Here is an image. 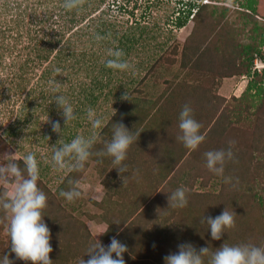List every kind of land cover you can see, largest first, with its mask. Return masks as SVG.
<instances>
[{
  "label": "rangeland",
  "instance_id": "1",
  "mask_svg": "<svg viewBox=\"0 0 264 264\" xmlns=\"http://www.w3.org/2000/svg\"><path fill=\"white\" fill-rule=\"evenodd\" d=\"M87 1L80 0V4ZM179 1L103 0L99 3L95 2V7L92 5L84 10L75 9V13L70 11V16H67L63 8L64 3L60 0H41L43 2L41 6H39V0H0V83L6 86L3 92L0 90V136L2 137L0 165L1 163L6 164L8 159H23L27 153H35L39 162L40 178L55 192L63 210L67 213L72 212V219L75 221L84 220L89 228L90 226L93 228L92 233H97L96 236H98L103 232L100 229L103 228L106 231L108 228L107 216H110L111 221L115 223L117 220L115 213L119 214V211L127 207L131 208L134 206L133 202L132 205L123 206L120 198L115 199L118 194H121L120 191L112 196L106 194L105 187L101 186L103 183L101 179L104 178L107 183L108 175L103 176L102 174L101 176L99 172L102 168L93 161H90L91 165L77 182L84 193L82 197L74 201L66 200L60 196V192L70 190L71 186L67 183L66 177L69 179L71 173L67 168L57 170L53 167L51 160L53 150L62 144L68 133L76 132L81 136H86L92 129L87 118V111L90 108L88 93L96 85V87L101 86L105 89L99 100L101 105L94 110L100 115L99 118L105 114H111V117L125 100L123 97L126 92L129 94V99L135 96L144 102V115L136 112L134 116L140 118L139 121L135 122L133 118L125 120L133 135L140 136L144 133L145 140H147L146 137H152V141L147 140V147L144 148V159L138 158V166H144L148 162H145L148 157L146 152L152 150L154 146L153 139H156V135H153V131L158 127L159 122L163 129H167L168 132L170 130L174 134L179 124V113L175 112L179 106L175 102H169L168 106L166 104L154 105L153 102L163 91L164 86L169 85L175 89L176 80L186 82V78L190 76L187 81L191 83L192 80L194 86L202 82V87H205V110L199 113L201 120L199 121L198 114H194L195 118L204 125L201 127V133L205 136V141L198 147V150L188 154V157L193 155L198 157L197 153L200 155L201 159L195 160L197 166L182 167L173 177L172 183H168V187L171 190L185 187L190 197H193V194L194 196L201 194V199L206 205L205 217H213L219 202L223 204L225 201V205H233V210L230 212L236 220L233 228L226 229L229 233L223 234L220 240H213L210 233H205V244L212 248L211 251H216L221 247L224 239H226L225 242H229L227 243L229 245L244 243L260 245L262 242L259 241L261 238L258 237V233L253 234L254 238H251L246 235L245 230L248 232V229H251L252 231L253 226H246L248 222L246 217L258 208L256 190L264 187V119L257 118L255 122L247 119H244V122L237 120L240 119L239 110L244 105H249L252 109L258 108L257 98L245 91L249 81L248 74L223 76L231 60L230 57H226L224 58L225 63L220 64L216 59L213 61L216 65H221L219 77L213 76L211 72L202 76L203 72H201V76L194 80L193 78L199 74L196 61L186 67H182L181 62L175 63L174 61L171 63L173 68L169 70L166 67L156 68L151 64L152 58L150 57L151 54L156 53V50L151 49L154 48L151 44L153 42L150 35L152 31L157 33L156 42L163 43L164 47L161 50L167 47L169 49L179 47L182 50L188 38L194 34L202 41L201 50L211 58L215 54L211 52L213 50L210 47L214 44L218 33L225 36L224 38L235 35L234 39L239 44L258 40V37H253L258 36V33L252 31L251 22L244 21L246 16L239 13V5L230 1L219 2L218 0H203V2L226 5L229 8L228 13L214 12L213 14V10L206 7L197 20H190L186 26L177 27L173 21L177 16L174 11L182 5ZM33 6L38 7L40 12L50 8L55 13L46 29H42L41 15L38 14L39 18L33 16ZM73 14L74 17L85 15V18L74 26L68 21ZM257 19L259 22L256 24H264L262 16ZM97 36L100 39H97ZM168 36L172 38L167 40ZM58 38L61 40L57 42L55 51L49 58L41 59L37 55L39 51H45L50 46L49 40L56 42ZM129 40H137L134 49L124 55V59L133 65V70L120 72L108 69L105 72L107 69L105 61L109 58L108 50L120 49L124 52L122 42ZM206 48L210 51L206 52ZM57 50L58 53H56ZM26 60H29L28 65L30 66L27 78H30L21 79L23 70L20 67L27 62ZM254 64L253 70L264 67V61L262 62L259 58L255 59ZM210 65V60L205 62V72ZM57 72L60 74V79L56 81ZM178 72L179 75L175 77ZM97 78H100L102 84L95 83ZM173 78L176 79L173 81ZM53 86H58L62 94L68 93L66 97L72 103L76 113L77 118L69 122L67 126L54 102L56 93L51 90ZM110 87L116 92L113 98L108 95ZM164 97V102L168 101L166 98L169 96L164 95ZM151 104L153 105L150 107ZM191 106L193 110H197V107ZM153 108H155L154 114L151 111ZM108 118L102 120V126L107 124ZM123 118L120 116L117 120L122 121ZM55 121H59L63 128L62 135L53 131L52 123ZM66 128L71 130L67 133ZM99 131L100 129H97L96 134ZM104 133L106 135V132ZM141 138L143 140V136ZM230 141L235 142L232 145L234 158L225 164L223 176H217L206 168L204 153L210 150L226 149ZM94 146L99 149L96 144ZM178 147L181 145L174 141L169 148V156L170 152ZM162 153H166L165 148L159 152V154ZM95 156L97 157L96 154ZM97 158L105 159V156L98 155ZM174 160L176 161V158ZM99 162L101 161H97L98 164ZM166 166L164 162L162 173L167 172ZM192 172L196 175L192 176ZM225 177H230L231 183H225ZM177 185L179 186L176 188ZM38 186L40 187L39 181ZM125 186L122 184L118 186V189L122 190ZM3 190L4 182L0 181V192ZM132 195L133 193L130 192V196ZM102 196H104L103 199ZM166 203H163L161 208H156L155 219L160 222L157 234L158 239L164 243H161L162 245H173L179 237L180 230L189 226L183 228L181 225L185 217L183 211L179 210L182 208H168L169 204L166 205ZM241 213L243 220L237 223ZM94 221L99 224L105 223L103 227H99ZM91 222L94 223L91 224ZM8 223L9 221L0 229V242L9 240ZM112 225L115 226V224ZM242 230L245 232H241ZM108 233L113 236L115 232ZM126 234L123 240L131 242L129 232L127 231ZM168 235L173 236L165 240ZM203 240L204 238L200 244ZM133 246L141 247L138 243ZM2 250L3 247L0 253L3 252ZM128 256L133 257L129 258L130 264H153L155 261L143 252L134 254L133 251H129ZM74 260L75 258L70 264H78L77 260L76 262ZM13 261L16 260L13 259Z\"/></svg>",
  "mask_w": 264,
  "mask_h": 264
},
{
  "label": "trees",
  "instance_id": "2",
  "mask_svg": "<svg viewBox=\"0 0 264 264\" xmlns=\"http://www.w3.org/2000/svg\"><path fill=\"white\" fill-rule=\"evenodd\" d=\"M62 3H64V0H60ZM103 1V0H99ZM219 2H232L235 5H239L241 9H239V13L243 16H246L245 22H251L253 24L252 31H256L255 33H258V36H253L254 38L258 37V40H253L251 42L242 43L239 44L235 41V35L230 36V38H224L223 35L217 34L214 44L210 48H212L215 55H213L211 58L210 56H206L203 50H201L202 47V41L197 39L194 34H192L188 41L183 45V49L181 50L179 47H173L169 49L167 47L165 50H161L162 47H164L159 41L156 42L157 39V33L154 31H150L151 40L153 39V42L151 43L154 48H151L152 50H156V53L151 54L150 57L152 58L151 64L155 65L156 68H167L171 70L173 66H171L172 62L175 61V63H180L182 67L188 66V64H192L193 61H196L198 73L193 79L196 80L198 76H201V72H203L202 76L205 75V73H212L213 76L219 77L220 72V66L216 65L213 61H218L221 63H225L224 58L230 57V63L227 68L226 74L223 76H230V75H243L248 74L249 81L248 85L246 86L245 91L251 94L254 98H257V107L258 108H250L249 105H244L241 110H239V117L240 119H237L238 122L242 120L244 122V119H247L248 121L255 122L257 118L264 119V67L259 69L255 68L252 69L254 64V61L256 58H259L264 61V24L258 25L256 24L258 21L257 17L262 16L264 18V0H218ZM92 2V3H91ZM95 2L99 3L97 0H91L87 1L84 4H80L81 6L77 9H87L88 7H95ZM39 6L42 5L43 2L39 0ZM91 3V4H90ZM180 5L179 8L174 11L177 13V16H175L174 25L177 27H184L188 24V22L191 20L195 21L197 20L198 16L205 11L206 7H210L211 10H213L216 13H222L226 14L229 11L228 6L226 5H218V4H212V3H204L203 0H187L184 2V0L179 1ZM64 8V7H63ZM38 7L32 8V11L34 13L33 16L38 17V14L40 16V23L42 24V29H46L47 26H49V21L51 17L53 18L55 13L52 12L50 8H46L45 11H38ZM198 9V10H197ZM220 9V11H219ZM65 15L70 16V11L65 9ZM197 10V12H195ZM73 13H75V9L71 10ZM40 12V13H39ZM70 17L68 19L69 23L71 25L78 24L83 18H85V15L74 17ZM245 18V17H243ZM35 19V18H34ZM34 21V20H33ZM255 23V24H254ZM20 24V23H19ZM18 24V25H19ZM205 27V25L203 24ZM145 31V30H144ZM194 33V32H192ZM149 34V33H148ZM150 38V37H149ZM172 37L168 36V39H171ZM61 40L60 38L57 39V41L49 40L50 46L45 50L39 51L37 54L41 59L42 58H49L50 55L55 51V47L58 45V41ZM52 43L54 45L52 46ZM137 44V40H129L128 42H122V48L124 50V54L127 55L130 53L132 49H134L135 45ZM196 46V47H195ZM206 48V52H209ZM59 51L57 50L56 53ZM172 56V57H171ZM221 57L222 59L220 60ZM209 58V59H208ZM124 59V57H123ZM155 59V60H154ZM154 60V61H153ZM211 62V65L205 72V62L209 61ZM25 64H23L20 68L23 70L21 79H29L27 78L30 66L28 65L29 60H26ZM198 61V62H197ZM227 61V60H226ZM152 67V66H151ZM107 68L105 69V72L108 71ZM179 72L175 75L178 76ZM190 77V76H189ZM182 82V80L177 81L175 83V89L172 86H164L163 91L156 97V100L153 102L154 105L157 104H166L169 105V102H175L179 107L175 110V112L178 111V113L181 111L182 107L185 104L188 105H194L197 107V110H193L194 114H198L199 121L201 120V116L199 113H202L203 110H205V87H202V82H198L194 86V82L191 83L189 81ZM176 78H173V81ZM58 80V79H57ZM56 80V81H57ZM66 80H70V78H66ZM28 81V80H27ZM31 81V80H29ZM96 84H102V81L100 78H97L95 81ZM188 83H190L188 85ZM101 87V86H99ZM65 96L68 93H63ZM164 95H168L169 98H166L168 101L164 102L165 97ZM193 96V97H192ZM91 99V96L90 98ZM204 104V107H203ZM192 107V106H191ZM203 107V108H201ZM155 109V108H153ZM193 109V108H192ZM124 111V102L121 104L119 110L113 114V119L116 118V116H119ZM175 114V113H173ZM111 114H105L101 119L105 120L108 117H110ZM99 117L100 115L97 114ZM109 119V118H108ZM111 119V118H110ZM109 119V120H110ZM108 120V121H109ZM204 120V119H203ZM116 121L110 122L111 125L115 124ZM205 123V122H204ZM201 124V122H200ZM203 125V124H201ZM204 126V125H203ZM68 128V127H67ZM65 129L67 130V133L71 129ZM108 128V122L106 125L102 126L100 128L101 132H105ZM233 129V127H231ZM99 131V132H100ZM92 132V133H91ZM96 134V130L91 129L90 132L85 137H92ZM78 134L76 132L68 133L67 137L62 141L63 143L70 142L73 138H75ZM90 135V136H89ZM0 136V140H1ZM62 144H59L62 145ZM102 146V145H101ZM94 147V146H93ZM100 147V146H99ZM8 149V148H7ZM4 152V155L6 154V151ZM94 150V148H92ZM199 149V148H198ZM197 149V150H198ZM1 151V149H0ZM194 150H191V152ZM195 154V153H194ZM198 157L195 155L187 157L184 162L180 164V170L185 165H188L189 168H193L192 166L196 165V159H201L200 155L197 153ZM92 157L99 161V159L93 154ZM1 158V154H0ZM90 157L89 161L86 162L85 167L83 170L80 171H70L71 176L69 179L66 177V181L69 184V186H73L74 183H77L85 173L86 169L90 165L91 159ZM181 158H177V161H179ZM189 160V162H188ZM1 161V160H0ZM16 162L19 164L21 168H23V159L19 158L16 160ZM176 162L175 160L173 161ZM248 164V162L246 163ZM245 164V165H246ZM1 165H3L1 163ZM243 166V165H242ZM179 170V171H180ZM192 176H195L196 173L192 172ZM68 179V180H67ZM172 178H170V183H172ZM40 183V189L44 191V193L47 196V206L42 210V214L44 216V221L48 225V227L51 230V245L53 248V251L50 253V258L53 260L52 264H70L71 261L75 258L74 262L78 264H81V261L83 259L87 260L90 258V255H86V252L90 245L92 243H99L101 242L103 245L107 246L110 244L112 237H116L118 240H120L123 244L127 245L128 252L124 254V259L126 261V264H130V259L133 258L132 256H128L129 251H133L134 254L137 253H145V255L148 257L153 258L155 261L153 264H164V257L178 251V245L186 242H191L196 246L197 249L200 247H207L205 244V233L208 232V226L206 223H202V218L205 215V209L206 205L203 202V199H201V194H197L193 197H190L188 194V205L182 209L183 214L185 215L184 220H182V227L185 228L183 230H180L179 237L177 241L173 245H162L159 239H158V230H159V220L155 219L156 215V208L162 207V205H159L160 202L169 204L168 201V193H171L172 191L176 190L169 188L165 189L166 191L159 192L150 202L149 204H146L142 206L141 202L137 203L136 205L132 206L131 208L127 207L121 211L115 213V217H117V220L115 222L119 223H113L111 221L110 216H107L106 220L108 221V228L107 231L104 233L99 234L98 236L94 235L92 231L90 230L89 226L84 220L75 221L72 219L73 213L69 212L67 213L66 210H63V206H61V202L57 199L55 192L51 190V188L42 180V178L39 179ZM171 185V184H170ZM179 185L176 186V188ZM168 189V190H167ZM169 191V192H168ZM257 191V192H256ZM256 196H257V202L258 208H255L254 212L247 216V224L246 226H253L252 231L251 229H248L246 231V235L251 238H254L253 234L258 233V237L261 238L262 243L264 244V187L256 190ZM254 192V193H255ZM187 193H189L187 191ZM167 199V200H166ZM201 199V200H200ZM198 200V201H197ZM166 203V205H167ZM225 201L223 204H220L217 206L216 211L213 213V217L217 216V214H221L226 208L230 212V210H233V205H225ZM222 205V206H221ZM208 209V208H207ZM253 209V208H252ZM161 211V210H160ZM66 213V214H65ZM217 213V214H215ZM242 213L237 221L243 220L241 218ZM236 220V219H235ZM158 221V222H157ZM8 222V217L4 213L3 210H0V229ZM112 224H115L113 226ZM258 225V226H257ZM112 226V227H111ZM257 229V230H254ZM115 232L113 236L108 235V232ZM129 232V239H131V242L127 240L126 242L123 240V236H127L126 232ZM241 231V232H245ZM107 233V235H105ZM197 233V236L195 237V234ZM225 233H229L226 232ZM224 233V234H225ZM111 234V233H110ZM204 234V236H203ZM226 234V236H227ZM9 236V234H8ZM110 236V237H108ZM173 235L166 236L165 240H169L172 238ZM111 238V239H109ZM202 238H204L202 244H200ZM109 239V240H108ZM199 239V241H197ZM226 239H224V243ZM136 243L140 244L141 247L136 246L134 247ZM164 244V243H163ZM260 244V245H261ZM200 245V246H199ZM3 247V252L0 253V258L3 256V253L8 254L9 258H13L16 261H13V264H31L30 261L26 262L20 259H17L15 257L14 253H11V246H10V236L9 240L7 242H4L3 240L0 242V249ZM212 249V248H210ZM139 251V252H138ZM130 258V259H129ZM12 259V260H13ZM152 263V262H151ZM132 264V263H131Z\"/></svg>",
  "mask_w": 264,
  "mask_h": 264
},
{
  "label": "clouds",
  "instance_id": "3",
  "mask_svg": "<svg viewBox=\"0 0 264 264\" xmlns=\"http://www.w3.org/2000/svg\"><path fill=\"white\" fill-rule=\"evenodd\" d=\"M80 6V0H64L63 4V7L69 11ZM97 39L100 37L97 36ZM107 55L109 57L105 61L107 68L120 72L133 70V65L123 59L125 54L122 50L109 49ZM51 90L56 93L54 102L67 126L69 122L77 118L73 105L60 92L58 86H53ZM123 98L129 99L128 92ZM87 118L93 130L102 127L103 121L93 109H88ZM178 119L180 134L177 140L187 149H198L205 141V136L201 133L202 125L195 118L192 107L185 104L179 112ZM52 128L54 132L62 135L63 128L59 121L53 122ZM134 142H136V136L132 131L122 122H116L112 129L111 140L106 142L104 149L96 155L111 157L112 163L118 166L115 168L121 174L127 170V166H122V162L126 160L128 150ZM94 143L95 136L78 135L70 142L56 147L51 157L53 167L57 170L66 168L69 171L83 170L86 162L94 154L92 152ZM234 143L230 141L226 149L210 150L204 153L205 166L211 173L223 176L225 164L234 158L232 151ZM39 179L40 167L35 153L29 152L23 156V168L15 159H8L6 164L0 165V181L4 182V190L0 192V210H3L8 217L11 253H14L17 259L30 261L31 264H52L51 230L42 214V210L47 206V196L38 186ZM224 179L225 183H231L230 177ZM187 191L185 187H178L168 193V208L186 207L188 205ZM83 194L79 183H74L70 190L60 192V196L68 201L81 198ZM201 222L207 224L213 240H220L226 229L235 226L234 215L227 208L215 217L204 216ZM128 250L127 245L114 236L107 246L101 242L92 243L86 252L90 258L83 259L81 264H126L124 254ZM0 264H13V260L8 254H4L0 258ZM164 264H264V244L229 245L224 243L216 251H211L209 247L197 249L191 242H186L178 245V251L165 256Z\"/></svg>",
  "mask_w": 264,
  "mask_h": 264
},
{
  "label": "crops",
  "instance_id": "4",
  "mask_svg": "<svg viewBox=\"0 0 264 264\" xmlns=\"http://www.w3.org/2000/svg\"><path fill=\"white\" fill-rule=\"evenodd\" d=\"M57 79H60V74L58 72L56 74V80ZM5 87L6 86H4V83H0V90H2V92L4 91ZM110 88L111 89L108 90V95L111 96V98H113L116 92L114 91V88L112 87ZM104 90L105 89H103V87H96L95 85L93 86L91 91L88 93V95L91 96V99H89V103H90L89 107L91 109L95 110L98 108V105H101L99 100L104 94ZM123 102H124V111L119 116H116L115 119H113V115L110 117L111 119L109 118L110 120L108 121V128L105 131L106 135H104L105 133L101 131L98 134L94 135L95 136L94 145L96 144L97 147L100 146L99 149H97L93 145L94 150L92 149V152L94 153V155L96 153L101 152L104 149L105 143L111 140L112 129L115 124L111 125L110 122H113V121L122 122L125 126H127L128 122L125 120L133 118L135 122H137V120L139 121L140 118L134 117L136 112L141 113L142 116L144 115V112H143L145 110L144 102H141L135 96H132L130 99H125ZM152 105L153 104H151L150 107ZM154 110L155 109L151 110L152 114H154ZM120 116L124 117L122 121L117 120V118ZM159 124L161 125L160 122ZM159 124H158V127L155 128L153 131V135H156V139L155 138L153 139L154 146H152V150H148L146 152L148 157H147V160L146 161L144 160V161L145 162L148 161V162L144 166H138L139 164L138 158H143V151H144V148L147 147V140L152 141V137H146L147 140H145L144 133L140 136L135 135L136 142H134L131 145V147L132 146L134 147L132 148V150L130 151L128 150L127 158L125 161L122 162V166L126 165L127 170L121 174L115 168L118 166L112 163L111 157L105 156V159H100L99 161L101 162H99L98 164L97 160H95L91 156V158H93L91 159V161L95 162V164L99 165V167L102 168L101 172H99L100 175L101 176L102 174L103 176L108 175L106 177L107 183L104 178L101 179V182H103L104 184L99 181V183L102 184L101 186L105 187L106 194L112 196L114 193H117L118 191H120L121 194H118V196L115 197V199L120 198L123 206L132 205V202H133V205H136L138 202L139 203L141 202L142 206L149 204V202L159 192H162L164 189L167 188L170 178L174 177L175 175L179 173L180 164L184 162V160L188 157V154L191 152L190 149L185 148L184 145L180 141L177 140V136L180 134L178 127H176L175 134H174L170 132V130L168 132L167 129H163ZM141 136H143V140ZM174 141L179 143L181 147H178L175 150H173V152H170L171 155L169 156V148L171 147V145H173ZM163 148H165L166 153L159 154V152ZM163 154H165V156H163ZM179 157L181 159L177 161V158ZM174 158H176L175 163L173 162ZM164 162L167 165L166 166L167 172L162 173V167L164 166ZM112 167H113V171H111ZM122 184H125L126 186L124 189L119 190L118 186H121ZM108 188H109V191H108ZM130 192L133 193L132 196H130ZM104 196H102V199L104 198ZM125 202L126 204H124ZM92 205L96 206V204H92ZM159 205H163V202H160ZM94 222H91V224ZM104 223L105 222H102L99 224L98 222H96V224L99 227L100 226L103 227ZM92 229L93 228H91V230ZM100 230L105 232V229L103 228ZM92 232L94 231L92 230ZM94 235H97V233H95Z\"/></svg>",
  "mask_w": 264,
  "mask_h": 264
}]
</instances>
